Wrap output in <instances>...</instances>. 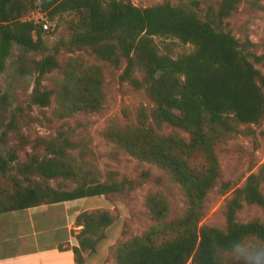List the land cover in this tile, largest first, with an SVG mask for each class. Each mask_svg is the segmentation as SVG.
<instances>
[{
	"label": "trees",
	"instance_id": "obj_1",
	"mask_svg": "<svg viewBox=\"0 0 264 264\" xmlns=\"http://www.w3.org/2000/svg\"><path fill=\"white\" fill-rule=\"evenodd\" d=\"M238 1L221 0L218 17H227ZM34 9L48 18L73 16L69 48L89 49L100 60L115 64L123 58L127 62L126 79L133 66H137L143 79L130 80L134 87L145 88L153 104L152 123L189 135L188 141H184L177 136L154 135L150 128L135 135L128 150L164 170L180 186L189 206L182 217L165 223L166 206L153 208L159 225L118 246L116 264H220L218 254L227 253L226 239L243 237L264 242V224L235 220L243 203L264 206V165L233 191L225 208V230L198 227L200 203L219 171L214 145L236 133L237 125L264 121V77L253 63L261 58L248 53L245 45L231 34L217 31L210 21H202L169 4L138 8L119 0H0V72L13 47L21 52L20 58L43 53L41 33L46 25L23 19ZM155 37L175 39L191 45L193 51L176 59L159 54ZM24 67L17 73L44 77L58 65L53 57L45 56L30 60ZM72 75L67 74L66 85ZM50 94L37 88L32 101L46 107ZM4 103L5 96L0 98V104ZM14 128L12 121L0 125V143ZM68 156L64 148H56L49 158L31 156L18 164L13 150L0 153V214L125 191V183L117 181L114 175L100 181L93 173L78 169ZM197 156L207 164L201 171L191 165ZM11 172L12 188L6 191L2 184ZM51 181L63 184L52 187ZM111 222L105 212L77 216L75 223L82 228V236L78 247L73 248L76 260L80 250L93 249ZM166 235L172 237L165 239Z\"/></svg>",
	"mask_w": 264,
	"mask_h": 264
},
{
	"label": "rangeland",
	"instance_id": "obj_2",
	"mask_svg": "<svg viewBox=\"0 0 264 264\" xmlns=\"http://www.w3.org/2000/svg\"><path fill=\"white\" fill-rule=\"evenodd\" d=\"M119 1L138 8L169 4L202 21H210L217 31L231 34L245 45L248 53L261 58L253 63L264 77V0H239L225 18L218 17L221 0ZM23 19L46 25L41 33L44 51L20 58L21 52L13 47L5 60L0 72V98L5 96V103L0 104V125L12 121L15 128L0 143V153L13 150L17 163L23 164L31 156L49 158L54 149L64 148L68 160L78 169L93 173L100 181L114 175L126 188L123 193L0 214V264L48 263L46 256L51 253H70L78 247L82 236V228L75 223L77 216L95 211L107 213L112 222L93 249L80 250L78 260L74 256L75 264H116L118 246L142 237L159 225L153 208L166 206L165 223L182 217L189 206L180 186L164 170L128 150L133 146L135 135L146 128L154 135L177 136L184 141H188L189 135L180 129L158 128L152 123L153 104L145 88L134 87L130 80L142 81L143 73L137 66H133L126 79L127 62L123 58L115 64L100 60L89 49L68 47L71 14L48 18L34 9ZM154 43L159 54L173 59L193 51L191 45H183L175 39L155 37ZM45 56L53 57L58 68L44 77L17 73L26 69L25 63ZM68 73L73 75L66 85ZM37 88L51 93L46 107L32 101ZM236 131L213 147L219 171L200 203L198 227L225 230V208L233 191L264 165V121L237 125ZM191 165L198 171L207 167L200 156ZM13 173L3 181L6 191L12 188ZM62 184L61 181L49 183L52 187ZM261 189L263 191L264 185ZM235 220L264 224V206L243 203ZM170 237L166 235L165 239ZM218 260L220 264H234L228 253L218 254Z\"/></svg>",
	"mask_w": 264,
	"mask_h": 264
},
{
	"label": "clouds",
	"instance_id": "obj_3",
	"mask_svg": "<svg viewBox=\"0 0 264 264\" xmlns=\"http://www.w3.org/2000/svg\"><path fill=\"white\" fill-rule=\"evenodd\" d=\"M224 247L234 264H264V242L228 238Z\"/></svg>",
	"mask_w": 264,
	"mask_h": 264
},
{
	"label": "crops",
	"instance_id": "obj_4",
	"mask_svg": "<svg viewBox=\"0 0 264 264\" xmlns=\"http://www.w3.org/2000/svg\"><path fill=\"white\" fill-rule=\"evenodd\" d=\"M66 203V202H64ZM63 204V203H60ZM60 204H55V205H60ZM50 206V205H48ZM53 256V258H52ZM74 252L73 250L69 252H62L61 254H59L57 251L56 253L54 252L53 255L51 253L50 256H46V258H48V263L47 262H42L40 264H75V260H74Z\"/></svg>",
	"mask_w": 264,
	"mask_h": 264
}]
</instances>
